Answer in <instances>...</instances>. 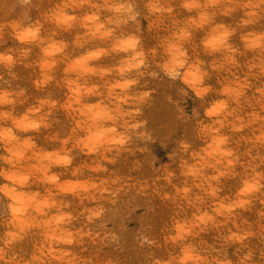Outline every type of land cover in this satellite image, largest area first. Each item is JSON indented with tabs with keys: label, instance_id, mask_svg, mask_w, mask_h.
I'll use <instances>...</instances> for the list:
<instances>
[{
	"label": "clouds",
	"instance_id": "1",
	"mask_svg": "<svg viewBox=\"0 0 264 264\" xmlns=\"http://www.w3.org/2000/svg\"><path fill=\"white\" fill-rule=\"evenodd\" d=\"M0 264H264V0H0Z\"/></svg>",
	"mask_w": 264,
	"mask_h": 264
}]
</instances>
